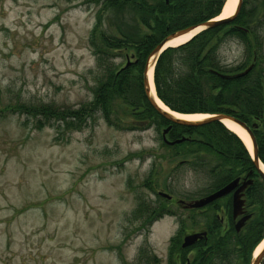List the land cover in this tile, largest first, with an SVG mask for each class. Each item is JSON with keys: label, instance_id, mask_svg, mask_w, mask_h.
Segmentation results:
<instances>
[{"label": "rangeland", "instance_id": "1", "mask_svg": "<svg viewBox=\"0 0 264 264\" xmlns=\"http://www.w3.org/2000/svg\"><path fill=\"white\" fill-rule=\"evenodd\" d=\"M99 8L92 0H0V264H171L192 253L183 238L208 225L199 210L165 205L152 190L165 184L187 201L214 182L209 166L173 161L156 127L94 115L67 129L11 111L20 101L73 109L93 100L89 37ZM101 15L110 31L115 14ZM219 56L239 64L243 47L231 38ZM143 199L158 209L155 220L136 215Z\"/></svg>", "mask_w": 264, "mask_h": 264}, {"label": "trees", "instance_id": "2", "mask_svg": "<svg viewBox=\"0 0 264 264\" xmlns=\"http://www.w3.org/2000/svg\"><path fill=\"white\" fill-rule=\"evenodd\" d=\"M92 1L100 6L97 22L89 37L97 55L93 100L73 109L70 106L20 101L10 105L11 111L35 118L55 119L67 129L77 130L83 128L88 119L96 120L94 115L107 119L111 124L116 120V126L122 125L126 115L132 117L130 121L167 122L145 94L144 66L147 58L169 34L220 15L226 0ZM242 4L238 14L220 25L202 30L189 41L163 50L155 65L154 82L159 98L173 110L226 113L254 127L258 156L264 162V0H242ZM105 10L115 14L114 19H111L113 16L109 18L110 31L102 28L101 13ZM231 38L238 39L243 47L244 60L239 64H226L219 56L222 45ZM116 58H121L122 62L116 63ZM129 58L130 64L126 66ZM251 65V71L245 76L225 77ZM130 125L132 127L133 123ZM43 126L44 122L39 119L38 127ZM177 129L195 130L197 138L208 140L210 151L213 147L215 155H221L220 158L227 161L222 163L226 171H252L254 178L248 192L251 217L240 231L235 228L230 198L224 200V214L229 217V223L225 225L217 213V204L222 199L215 202L216 207L200 212V217L207 219L210 231L208 238L193 246L196 252L192 264H250L255 247L264 237V180L260 172L241 139L223 124L212 122L195 128L175 124L170 131L171 138L176 136ZM184 144L188 146L182 144L174 147L172 152L193 156V163L198 166L206 165V158L212 163L209 154L195 150L202 147L201 143L190 141ZM179 148L183 151L180 152ZM211 169L212 173L218 172V165L211 166ZM222 173L220 181L216 180L212 186L218 187L219 182L221 185L228 179ZM155 207L143 199L136 215L139 213V218L152 220L159 214ZM177 243L175 238L171 239V256ZM179 261L177 255L171 264H180ZM182 262L186 264L185 259ZM152 264L155 263L152 261Z\"/></svg>", "mask_w": 264, "mask_h": 264}, {"label": "water", "instance_id": "3", "mask_svg": "<svg viewBox=\"0 0 264 264\" xmlns=\"http://www.w3.org/2000/svg\"><path fill=\"white\" fill-rule=\"evenodd\" d=\"M241 4H242V0H238V5L237 8L235 10L234 14H238L240 8H241ZM226 18H220V19H215V20H209L206 22H203L199 25H194V26H190L184 29H180L178 31H175L171 34H169L167 37H165V39H163L161 41V43H159L151 52L149 60L147 62L146 68H145V72H144V87H145V94L148 97V99L150 100V102L154 105V107L159 111V113L161 115H163L165 118L171 120L172 122L175 123H179V124H184V125H188V126H200V125H204L213 121H223L224 119H231L233 121H235L236 123H238L240 126H242L247 133L250 135L251 139H252V143H253V160H254V165L256 168H258V170L262 173L263 177H264V171L261 168V162L259 160L258 157V151H257V145H256V141L254 138V135L251 131V129L243 122L240 121L234 117H232L231 115L228 114H224V113H220V114H215V115H211L209 117H206L204 119L198 120V121H192V120H185V119H180V118H176L175 116H173V114L169 111H166L165 109H163L158 103L155 97H153L152 92H151V87L149 84V78H148V73L150 70L151 65H153V63H150V60L152 58H154V63L157 60L159 54L163 51V49L165 48V44L167 42H169L170 40H172L175 37H178L182 34H186L191 32L192 30H194L197 27H202L201 30L204 29H208V28H212V27H216L218 25H220L221 23H223L225 21ZM252 68V65L250 67H248L247 69H245L242 72L239 73H235L232 75H226L225 77L227 78H236V77H241L246 75ZM239 182V178H236L234 180H232L231 182H229L227 185H225L224 187L220 188L219 190L215 191L214 193L197 199L195 201H193L191 204L189 203L188 206L190 207H201L204 206L205 204L220 198L224 195H226L227 193L231 192L232 190H234V188L237 186ZM251 182V181H250ZM248 182H245L241 187H239L233 196V215L236 218L237 216L241 215L243 213V206H244V200L241 199V194L240 191H242L246 186ZM162 195H165L167 197H169L168 194L165 193H161ZM243 219H240L237 222V228H240V226L242 225ZM203 235H205L204 233H194V234H189L186 235L183 239V246H189L192 245L193 243H195L198 239L202 238ZM264 257V248L262 249V251L259 253V255H257L256 257H254V259L252 260L251 264H261V261Z\"/></svg>", "mask_w": 264, "mask_h": 264}, {"label": "flooded vegetation", "instance_id": "4", "mask_svg": "<svg viewBox=\"0 0 264 264\" xmlns=\"http://www.w3.org/2000/svg\"><path fill=\"white\" fill-rule=\"evenodd\" d=\"M134 125H138L137 123H135ZM169 126V125H168ZM167 127V126H166ZM168 128V130H167V133H166V136H167V139L168 140H170V141H172V140H178V139H180V138H182V137H186L187 139L185 140L186 142H190V141H195V142H197V143H201V145H202V147L201 148H197V149H195V150H197V151H201L202 153H207V154H209V156H210V158H212V160L214 161L213 163H217V164H219L218 165V172H216L215 173V175L214 174H210L211 175V177H213L212 178V180L214 181L215 179H217V180H219L220 181V179H221V177H219L220 175H221V173L223 172L224 173V175L225 176H228V179H226V181H224V182H222V184L220 185V182H219V187H221V186H223V185H225V184H227V183H229L230 181H232V180H234L235 178H239V182H238V184H237V186L234 188V190L232 191V192H230L229 194H227L226 196H224V197H222L221 199V202H220V204H217V206L219 207V212H218V214H219V216H220V218H221V222L225 225V224H227V223H229V217H228V214H224V211H226V208H225V205H224V202L226 201L225 200V198L227 197V198H230L231 199V206H232V200H233V196H234V193H235V191L239 188V187H241L245 182H248L249 181V183L247 184V186L242 190V191H240V194H241V199H243L244 200V206H243V213L240 215V216H238L237 217V219L239 218V220L240 219H243V225H245V223L247 222V219L249 218V217H251V211L249 210V211H247V207L249 208V206H248V201H249V198H248V192H249V190H250V187L253 185V183H254V178H253V176L251 175V173H252V171H248V172H241V173H239V172H237V171H233V172H228V171H226L227 169H226V167L225 168H220V164H222V163H224V162H227V161H225V158H223V159H221L220 157H221V155L219 156V157H217V155H215V153H214V148L212 147V150L210 151V149L207 147V146H211L209 143H208V140H202V139H199V138H197L198 136H197V134L195 133V130H190V129H186V130H182V129H177L176 130V136L174 137V138H171L170 137V131L173 129V126L171 125V127L169 126V127H167ZM163 130V129H162ZM189 136H191V137H189ZM193 136H195V137H193ZM185 143V142H184ZM183 142L182 143H179V144H176V146L177 147H179L180 145H182L183 144V146H188V145H186V144H184ZM180 149V152L181 151H183V149L182 148H179ZM181 155H179L180 156V158H178V159H180L179 161H182V163L181 164H187V163H189L190 162V160H187L186 158H185V156H183L184 154H182V153H180ZM206 158V157H205ZM177 159V160H178ZM209 160L210 159H207L206 158V165H205V167L206 166H208V163H209ZM181 164H178L176 167H174V168H178V166L179 165H181ZM222 166H225V164L223 165L222 164ZM221 169V170H220ZM235 169H237V168H235ZM222 173V174H223ZM250 180H252V182H250ZM212 183H214V182H212ZM153 189H155L156 191H160V190H164V191H166V192H168L167 190H166V188H165V184L162 186V185H159L158 186V184L156 183V182H154L153 183ZM219 187H217V188H219ZM216 188V189H217ZM215 190V189H214ZM226 198V199H227ZM178 198H174V197H172L170 200H169V203L170 204H180V205H183L184 207H185V205L187 204V203H183V202H180V201H178L177 200ZM225 200V201H224ZM209 205V204H208ZM208 205H206V206H204L203 208H206V207H208ZM211 205V204H210ZM214 207H216V204L215 205H213ZM187 208V207H186ZM202 208V209H203ZM202 209H200V210H202ZM250 209V208H249ZM236 219V220H237ZM233 220H234V222L236 221L234 218H233ZM242 225V226H243ZM244 227V226H243ZM236 228V227H235ZM237 229V228H236ZM207 230V234H209V229L207 228L206 229ZM238 230V229H237ZM186 259H187V261H189V262H191V260H192V257H191V255H190V257H186Z\"/></svg>", "mask_w": 264, "mask_h": 264}, {"label": "bare ground", "instance_id": "5", "mask_svg": "<svg viewBox=\"0 0 264 264\" xmlns=\"http://www.w3.org/2000/svg\"><path fill=\"white\" fill-rule=\"evenodd\" d=\"M238 0H226L225 5L223 7V10L221 12L220 15H218L216 17V19H220V18H226V17H230L234 14L235 9L237 8V4ZM202 27H197L194 30H192L189 33L186 34H182L178 37L173 38L172 40H170L169 42H167L165 44V48L167 47H174V46H178L180 44H183L187 41H189L194 35H196L197 33H199L201 31ZM150 55L147 58V61L145 63L144 66V72H145V68L147 65V62L149 60ZM150 63L153 65H151L149 73H148V78H149V84L151 87V92L153 97L155 96V98H157V103L166 111H169L173 114V116H175L176 118H182L185 120H192V121H198L201 119H204L206 117H209L208 113H183V112H178L176 110L171 109L168 105H166L156 94L155 91V85H154V70H155V65H156V61L154 63V58H152L150 60ZM168 121H170L169 119H167ZM224 125L231 130L232 132L236 133L240 139L244 142V144L246 145V147L248 148V150L253 153V145H252V141L251 138L249 136V134L247 133V131L240 126L238 123H236L235 121L231 120V119H224L223 120ZM167 126V125H166ZM166 126H164V128H167ZM261 168L264 171V163L261 162ZM264 245V240L256 247L255 249V255H257L261 249L262 246Z\"/></svg>", "mask_w": 264, "mask_h": 264}]
</instances>
